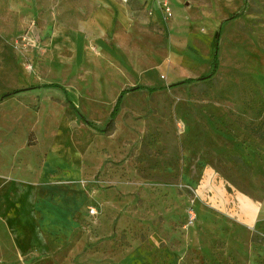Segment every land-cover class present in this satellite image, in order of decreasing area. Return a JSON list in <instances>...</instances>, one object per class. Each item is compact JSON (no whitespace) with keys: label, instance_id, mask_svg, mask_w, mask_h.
Returning a JSON list of instances; mask_svg holds the SVG:
<instances>
[{"label":"rangeland","instance_id":"374dc122","mask_svg":"<svg viewBox=\"0 0 264 264\" xmlns=\"http://www.w3.org/2000/svg\"><path fill=\"white\" fill-rule=\"evenodd\" d=\"M79 1L0 0V264H264V0H146L162 23L88 63L59 46ZM138 85L165 88L108 124Z\"/></svg>","mask_w":264,"mask_h":264},{"label":"crops","instance_id":"0c3cea01","mask_svg":"<svg viewBox=\"0 0 264 264\" xmlns=\"http://www.w3.org/2000/svg\"><path fill=\"white\" fill-rule=\"evenodd\" d=\"M83 1V5H76L75 7H61L58 9L59 14L68 13L69 15H75L76 19L74 22H70L74 24V28L68 27L67 25L60 24V30L66 32V36L64 40L66 42L60 43L64 46H71L73 48H77L78 53V61L82 63H88L90 61H101L97 58V55L102 57L109 56L110 53L106 49L105 42L102 39L107 40V33H113L117 37L126 33L129 38H135L136 31L147 30L150 26H158L162 23L161 14L155 7H152V13L147 10L151 8V5L147 4L145 6L146 0H80ZM79 1V2H80ZM170 5L174 7L175 0H168ZM57 14V12H56ZM67 24V23H65ZM66 26V28H64ZM30 30L33 32H37L34 24H31ZM69 33V34H68ZM73 33V34H72ZM88 33L90 38H93L94 33H96V38L99 39L98 47L100 51L95 52L91 51L93 44L91 41H83V36ZM91 42V43H90ZM117 45V43H115ZM105 50V52H104ZM81 79L86 82V85L94 80L93 74L91 72H85L84 75L81 76ZM51 84V83H48ZM59 84V83H58ZM43 85V84H41ZM61 85V84H60ZM62 86V85H61ZM140 86V85H138ZM145 86V85H144ZM63 87V86H62ZM136 87V86H135ZM64 88V87H63ZM134 88V87H133ZM42 90H56L57 89H42ZM66 90V88H65ZM125 90V89H123ZM121 90L120 93L123 91ZM67 91V90H66ZM61 92V91H60ZM82 93H90L89 88H83ZM119 93V94H120ZM119 96V95H118ZM2 199H0L1 205ZM2 206H0V215ZM14 210L13 213L15 216L20 218L21 209L12 208L11 211ZM46 214L49 216H57L60 222H63L62 217L67 216V206L66 203L60 199L53 204H50L45 210Z\"/></svg>","mask_w":264,"mask_h":264},{"label":"trees","instance_id":"16d2710c","mask_svg":"<svg viewBox=\"0 0 264 264\" xmlns=\"http://www.w3.org/2000/svg\"><path fill=\"white\" fill-rule=\"evenodd\" d=\"M219 32H217L215 38H216V45H215V48H214V55H213V65H214V69H213V73L214 71L216 70V67L218 65V42H219ZM213 73L211 75H213ZM210 75V76H211ZM193 80L192 79H186L184 81H181V82H177L175 84H171L169 87L172 88V87H175V86H178V85H184V84H189V83H192ZM165 87H159V88H151V87H148V86H144V85H140V86H136L134 88H132L131 90H123L118 98L116 99L115 101V104L112 108V111L109 115V119H108V124L109 123H112L113 120L115 119L116 115L118 114L119 112V107H120V103H121V99L122 97L129 91H136V90H146L147 92L149 93H152V92H155V91H158V90H162L164 89ZM32 89H57L59 91H61L67 101V104L70 108V110L75 114V116L80 120L82 121L86 126H88L89 128L95 130V131H98L100 133H104L103 130H99L95 124L91 121H89L85 116H83L81 114V112L79 111V109L68 99V96H67V91L65 90V88H63L60 84L58 83H51V84H43V85H38V86H34V88Z\"/></svg>","mask_w":264,"mask_h":264},{"label":"built area","instance_id":"2783aa9c","mask_svg":"<svg viewBox=\"0 0 264 264\" xmlns=\"http://www.w3.org/2000/svg\"><path fill=\"white\" fill-rule=\"evenodd\" d=\"M166 13H167L168 15H171L169 9H166ZM31 32H33V30H31ZM33 33H34V32H33ZM92 212H93V210L90 211V213H92Z\"/></svg>","mask_w":264,"mask_h":264}]
</instances>
